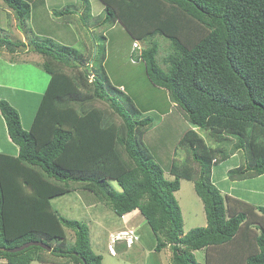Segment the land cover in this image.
<instances>
[{
	"label": "trees",
	"instance_id": "obj_1",
	"mask_svg": "<svg viewBox=\"0 0 264 264\" xmlns=\"http://www.w3.org/2000/svg\"><path fill=\"white\" fill-rule=\"evenodd\" d=\"M0 1L22 31L31 5ZM99 1L108 20L116 17L113 26L127 28L133 49L141 51L132 57L144 64L149 82L166 92L173 112L185 120L172 145L168 134L156 142L172 148L166 168L173 180L165 178L159 151L145 142L154 118L144 116L105 72L88 69L81 53L56 51L42 39L26 44L0 37V53L29 47L44 57L41 68L50 76L28 131L17 109L0 101L9 139L18 147L17 156L0 153V259L103 264L88 226L53 206L54 199L83 190L121 219L138 210L157 238L155 250L170 249L171 264H201L194 252L203 249L205 264H212L215 250L239 243L242 264H264V206L244 197L247 189L242 198L236 193L239 181L264 175V0ZM85 2L84 24L94 18L90 0ZM76 11L69 7L55 16ZM162 40L169 46L160 58ZM179 149L184 158L177 157ZM238 152L240 164L214 181V167L227 168ZM182 181L193 182L207 217L206 227L187 234L175 197ZM68 229L75 234L70 244ZM30 242L55 245L51 252L37 246L10 251Z\"/></svg>",
	"mask_w": 264,
	"mask_h": 264
},
{
	"label": "rangeland",
	"instance_id": "obj_2",
	"mask_svg": "<svg viewBox=\"0 0 264 264\" xmlns=\"http://www.w3.org/2000/svg\"><path fill=\"white\" fill-rule=\"evenodd\" d=\"M90 4L92 5L93 13L94 8L99 5L104 7L99 0H90ZM102 6L96 9V14L101 15H95L94 18H90V20L84 24L82 20H79V17L81 13L83 15L85 13L86 2L85 0H76L75 7L78 11L72 16L74 20L72 23L63 26L59 25L53 20V16L50 15L52 18L51 21L35 20L37 22H31L30 19H28L26 21L27 26L22 30H28L29 37L31 38L34 35L31 33L33 29L32 31L35 32L36 35H34L32 41L35 40L36 36L40 35V39L47 44H51L52 48L56 51H64L69 54H74L75 52L81 53V61L83 64L90 66L88 69L96 70L100 74L105 72L110 77L111 81L123 91L124 97L130 98L143 112L142 114H144V116H151L154 118L155 127L145 135V142L148 146L151 144V149L159 151L157 155L162 158L159 164L165 172V178L172 181L173 177L170 176L166 168L168 164L167 157L169 158L172 148L170 152H168V150L163 149L156 142L162 140L163 136L168 134L170 136V144L172 145V140H174V138L176 139L181 133L185 120L182 115L173 112L170 106L171 103L167 99L166 92L149 82L145 73L144 64L140 61L137 62L136 59L132 57L133 54L139 55L141 51H135L133 49V40L127 28L122 22L113 26L116 17L108 20V12H104V10L101 9ZM76 8L73 6L72 10ZM87 14L88 13H86V15ZM14 20L15 18L13 16L10 17L4 10V7L0 5V37L9 38L7 36L8 34L11 37L10 39H12L13 34L11 28L15 27ZM105 20H107V23L104 22ZM6 32L7 34H5ZM161 42L160 58L168 52L169 46L168 42L165 40ZM140 45L142 48L145 46L143 44ZM4 57V54L0 56V84H13L14 89L25 90L30 89V85L35 78L38 79L36 76L38 72L47 76L41 68V65L38 64L43 60L40 59L42 56H33L32 59L29 56V60L21 61L20 65H17V72L14 73L15 80H13L9 69L5 67L10 65V61ZM89 61L90 63H88ZM84 68L87 67H84V65L80 66V69ZM34 69H36V71ZM94 73L93 71L90 72V81L95 77ZM36 97L37 96H34L33 99V96H31L24 101V103H31L34 101V107H32L31 111L29 108L20 106V104H15L17 105V111L20 114L21 121L24 124V129L27 131L30 129L29 125L32 123L40 104L41 97ZM7 100H10L9 96H7ZM14 102L13 100L12 103ZM101 106L109 111L107 104L101 103ZM8 139L5 123H2L0 115V151L3 150L4 152L2 153L17 156V145ZM207 139H209L208 136ZM174 145L176 144L174 143ZM182 150L183 149H179L177 157L183 156L184 158ZM240 154L241 152L236 153L237 157L229 161L227 168H223L221 163L219 164L221 166L217 165L214 167V170H217L213 173L214 181H221L226 177L228 168L232 169L240 164ZM176 159L179 160L180 158ZM114 185L116 189L119 190L118 185L115 183ZM76 186V188H79L80 184ZM246 189L247 192L244 194V197L251 198L253 199L252 201L255 199V204H259L260 202L264 206V175L255 177L251 181L245 183L239 181L236 188V193L239 196L238 198L243 197V192H241V190ZM251 191L254 193H250ZM257 191L258 193H255ZM175 197L182 209L185 234H187L190 229L206 227L207 217L204 213L203 203L195 191L193 182L182 181L181 189L175 194ZM53 203L54 208L65 218L79 221L88 226L92 249L96 254L102 256L103 264L172 263V254L169 248H165L160 252L155 250L157 238L139 211H135L131 214L130 219L127 218L123 221V218L121 219L115 214L106 203L100 202L93 193L83 190L71 191L54 199ZM128 221L130 222L128 223ZM260 228L258 229L259 231ZM123 230L134 233L138 237V239L137 237L134 239V243H131L132 247L129 248L127 245V249L123 248L122 244H119L120 241H115L116 238L119 237L120 231ZM67 237L69 244L70 241L74 242V231L68 229ZM253 239V237L249 238L250 241ZM54 245L55 244H53L52 247H54ZM243 245L239 243L233 246L228 245L222 247L221 251L215 250L214 254L216 257L212 264H242L246 256L243 251L240 252L239 250ZM115 250V255L110 253L112 251L115 253ZM204 250L205 249L194 252L197 261L201 264H205L207 252ZM46 256L48 255L45 254V257ZM1 260L3 259H0V261ZM0 264L7 263L3 260ZM31 264L43 263L33 261Z\"/></svg>",
	"mask_w": 264,
	"mask_h": 264
},
{
	"label": "crops",
	"instance_id": "obj_3",
	"mask_svg": "<svg viewBox=\"0 0 264 264\" xmlns=\"http://www.w3.org/2000/svg\"><path fill=\"white\" fill-rule=\"evenodd\" d=\"M25 1H27L31 5V13H30V18H29L31 22H37L35 20H38V21L49 20V21H51L52 20L51 16H53V20L57 24L62 25V26L66 25V24H70L74 21L72 18L73 15H71L68 18L62 17V16L57 17V16H55V12L65 11L67 8H69V7L72 8L73 6H74V8H76L75 7L76 0H25ZM0 5H2L4 7V10L6 11V13L8 15H10V17L13 16L15 18V20H14V26L15 27L11 28L12 34H13V37L11 40L12 41H19V42H23V43L28 44L29 41H31L34 38V35H36V33L33 32L32 31L33 29H32L31 33H33L34 35H33V37L30 38L28 30H26V31L19 30L18 26H17L18 22H17L15 15L13 14V11L10 8H8L2 1H0ZM98 7L94 8V13L92 12L93 17L95 15L96 16L100 15V14H96V9ZM76 10H78V9L76 8ZM82 15L83 14L81 13L80 16H82ZM79 20H80V17H79ZM5 34H7V32ZM7 36L9 37V39L11 38L8 34H7ZM39 36L40 35L36 36V38L40 39L41 36L40 37ZM0 54L1 55L4 54V56H5L4 58L10 61V65H7L5 67L9 69L10 73L12 74L13 80H15L14 73L17 72V65H20L21 61L29 60V56L31 57V59L33 56H41V55L31 51L29 49V47H26L25 49H22V51H19L16 53H10V52L3 50ZM40 59H43V60H41L40 63H38L39 65H41L43 63L44 57L42 56V58L40 57ZM20 68H23V67H20ZM34 70L36 71V69H34ZM37 72H38V70H37ZM46 74H47V76H44V74L38 72L36 75L38 77V79L35 78V80H33V83L30 85L31 86L30 89L20 90V89H14L13 84H0V95H1L0 101L6 100L16 109H17V105H15V104H20V106H24L26 108H29L31 111L32 107H34V101H32L31 103H28V102L24 103V101H26L28 97L33 96V99H34V96L41 97L42 94L45 93L47 86L49 84V81H50L49 74L48 73H46ZM5 96H6V98H5ZM7 96H9L10 100H7ZM16 97H18V98H16ZM13 100L15 101L14 103H12ZM35 103H36V101H35ZM1 121H2V123H5V120L3 119L2 116H1ZM29 126H31V123ZM5 127H6V123H5ZM23 127H24V124H23ZM6 133H7V127H6ZM1 141H6V140H1ZM2 152H4V151L3 150L0 151V153H2ZM134 212H132V213H134ZM132 213L124 216L123 221L126 220L127 218L130 219ZM130 221H128V223ZM2 262H3V260L0 261V263H2ZM4 262H6V260H4Z\"/></svg>",
	"mask_w": 264,
	"mask_h": 264
},
{
	"label": "clouds",
	"instance_id": "obj_4",
	"mask_svg": "<svg viewBox=\"0 0 264 264\" xmlns=\"http://www.w3.org/2000/svg\"><path fill=\"white\" fill-rule=\"evenodd\" d=\"M202 206H203V204H202ZM203 208H204V206H203ZM136 237L137 236L134 233L128 232L126 230H123V231H120V235H119V237L116 238L115 241H120L119 244H125L126 245V249H127V245H128L129 248L132 247L131 243H134V239H136ZM137 239H138V237H137ZM115 243H118V242H115ZM110 253L115 255L116 254V250H115V253H114V251H112Z\"/></svg>",
	"mask_w": 264,
	"mask_h": 264
},
{
	"label": "water",
	"instance_id": "obj_5",
	"mask_svg": "<svg viewBox=\"0 0 264 264\" xmlns=\"http://www.w3.org/2000/svg\"><path fill=\"white\" fill-rule=\"evenodd\" d=\"M30 246H37V247H41L49 252L52 251V247L48 246L47 244H44V243H41V242H30V243H27L19 248H15V249H12L10 250L11 252H19V251H22L24 250L25 248H28Z\"/></svg>",
	"mask_w": 264,
	"mask_h": 264
}]
</instances>
